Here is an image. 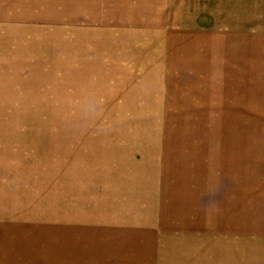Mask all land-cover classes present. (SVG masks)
I'll return each instance as SVG.
<instances>
[{"label":"rangeland","instance_id":"374dc122","mask_svg":"<svg viewBox=\"0 0 264 264\" xmlns=\"http://www.w3.org/2000/svg\"><path fill=\"white\" fill-rule=\"evenodd\" d=\"M261 1L0 0V264H264Z\"/></svg>","mask_w":264,"mask_h":264},{"label":"crops","instance_id":"0c3cea01","mask_svg":"<svg viewBox=\"0 0 264 264\" xmlns=\"http://www.w3.org/2000/svg\"><path fill=\"white\" fill-rule=\"evenodd\" d=\"M250 14L256 15V16H258V15L259 16H264V0L261 1V7L254 8V11L251 12ZM236 27H239V28L226 29V30H235V31L240 30L241 32L242 31H249L248 25H246V24L239 23V24L236 25ZM249 27H251L250 31L254 32L253 34H264V22L263 23L262 22L261 23H259V22L250 23Z\"/></svg>","mask_w":264,"mask_h":264}]
</instances>
